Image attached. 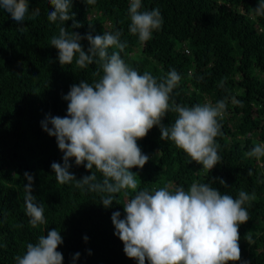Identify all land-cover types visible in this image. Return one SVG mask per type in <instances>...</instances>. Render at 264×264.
<instances>
[{
	"label": "trees",
	"instance_id": "1",
	"mask_svg": "<svg viewBox=\"0 0 264 264\" xmlns=\"http://www.w3.org/2000/svg\"><path fill=\"white\" fill-rule=\"evenodd\" d=\"M28 3L29 15L36 8L40 15L26 17L23 31L0 8V264H16L15 257L26 253L28 243L35 244L52 229L63 238L57 248L63 264H138L124 253L111 220L117 211L121 219L126 216L123 205L136 192L114 194L106 208L101 203L106 194L82 191L74 182L61 185L51 168L53 162L63 165V153L41 122L49 114L67 115L63 96L73 84L82 80L92 84L100 78L94 75L98 64L81 69L75 58L71 64L59 63L58 50L50 41L62 26L93 37L119 30L121 42L127 43L121 58L158 81L175 69L181 80L170 103L215 105L227 98L224 117L218 118L221 135L215 138L221 161L211 171L172 141L162 140L158 126L137 141L149 160L142 169L131 171L137 175L136 191L152 192L167 185L187 191L198 182L234 199L240 191L248 193L250 200L243 207L249 219L239 226L241 259L229 264H264V157L246 155L256 144H264V16L253 11L258 0H141L140 11L158 8L163 18L161 28L147 42L129 32L130 0H96L94 5L73 0L69 15L75 13V21L82 25L75 29L73 20L65 25L48 20L54 10L49 0ZM81 45L87 52L88 41L81 40ZM113 51L119 50L108 49L109 54ZM176 118L177 113L169 111L162 124L169 126ZM69 163L77 180L92 174L75 165L74 158ZM92 171L102 181V174ZM25 172L33 177L32 195L44 207L46 223L36 227L26 215ZM76 253L80 255L74 260Z\"/></svg>",
	"mask_w": 264,
	"mask_h": 264
},
{
	"label": "clouds",
	"instance_id": "2",
	"mask_svg": "<svg viewBox=\"0 0 264 264\" xmlns=\"http://www.w3.org/2000/svg\"><path fill=\"white\" fill-rule=\"evenodd\" d=\"M73 0H49L54 10L49 11L48 20L65 25L73 20L72 28L82 25L75 21V13L69 15ZM94 5L96 0H84ZM141 0H130L129 32L138 35L141 42L152 38L154 30H159L163 18L158 8L140 11ZM0 8L5 9L20 25L40 15V9L29 15L28 0H0ZM256 15L264 16V0H258L253 9ZM121 32L105 31L93 37L81 36L59 28V35L51 38V46L58 50L61 65L71 64L83 69L98 64L94 75L100 78L92 84L82 80L73 84L63 99L68 101L67 115L46 116L41 122L49 136H54L59 150L63 153V165L51 164L59 184H70L82 191L104 193L101 203L109 207L114 194L122 190H133L136 194L124 205L126 216L120 212L111 216L115 234L123 242L124 253L138 264H229L241 259L239 246V226L249 219L243 205L250 200L248 193L240 191L238 198L211 187L208 183L193 182L186 191L182 186L161 187L152 192L136 191L138 183L132 168H143L149 157L142 153L137 144L154 126H158L162 140H170L183 150L192 161L211 171L221 161L215 138L221 135V124L227 109V98L215 105L205 103L191 107L176 104L171 100L173 90L181 76L171 69L166 77L158 81L149 72L140 74L131 68L120 53L127 47L120 40ZM87 40V52L81 45ZM114 48L109 54L108 49ZM102 70V75H100ZM223 86V85H221ZM233 103H240L233 99ZM177 113L174 123L169 126L162 120L169 112ZM49 124L52 125L49 128ZM248 157L259 160L264 157V144H256ZM83 165L91 175L77 180L69 171V161ZM102 174L98 181L95 172ZM251 174V172L249 173ZM28 184L25 189L26 215L33 227L46 223L43 205L32 195L33 177L25 172ZM224 185V181H219ZM87 186V187H85ZM87 241V237H84ZM63 243L60 231L52 229L47 236L27 244L26 253L16 256V264H63V255L57 251ZM76 253L73 259L79 257ZM247 264V262H245Z\"/></svg>",
	"mask_w": 264,
	"mask_h": 264
},
{
	"label": "rangeland",
	"instance_id": "3",
	"mask_svg": "<svg viewBox=\"0 0 264 264\" xmlns=\"http://www.w3.org/2000/svg\"><path fill=\"white\" fill-rule=\"evenodd\" d=\"M250 139H253V137H251V138H247V140H250Z\"/></svg>",
	"mask_w": 264,
	"mask_h": 264
}]
</instances>
